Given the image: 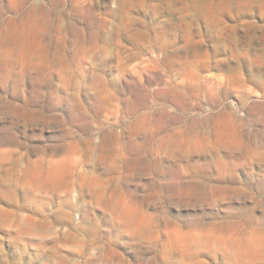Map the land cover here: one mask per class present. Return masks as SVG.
Instances as JSON below:
<instances>
[{"label": "rangeland", "instance_id": "obj_1", "mask_svg": "<svg viewBox=\"0 0 264 264\" xmlns=\"http://www.w3.org/2000/svg\"><path fill=\"white\" fill-rule=\"evenodd\" d=\"M0 264H264V0H0Z\"/></svg>", "mask_w": 264, "mask_h": 264}]
</instances>
